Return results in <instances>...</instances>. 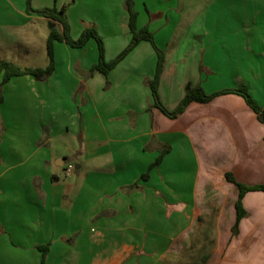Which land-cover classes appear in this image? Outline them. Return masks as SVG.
<instances>
[{
  "label": "crops",
  "instance_id": "1",
  "mask_svg": "<svg viewBox=\"0 0 264 264\" xmlns=\"http://www.w3.org/2000/svg\"><path fill=\"white\" fill-rule=\"evenodd\" d=\"M34 1L35 10L64 3ZM110 1L117 7L103 5L118 17L79 23L74 8L68 16L73 40L99 31L107 62L132 39L126 1ZM154 1L134 0V9L137 28L165 53L159 94L168 110L197 86L207 95L246 89L264 109V0L263 9L242 6L239 21L228 5L190 15L183 0ZM54 29L62 27L30 15L27 0H0V62L19 65L11 59L30 56L40 40L47 49ZM98 58L93 40L81 49L55 42L49 79L13 78L1 89L0 264H42L38 246H49L46 264H182L197 234L215 235L202 264H264V193L243 198L247 216L234 236L239 192L225 180L264 186V124L243 97L192 103L171 119L148 87L158 62L149 43L108 77L91 73Z\"/></svg>",
  "mask_w": 264,
  "mask_h": 264
},
{
  "label": "trees",
  "instance_id": "2",
  "mask_svg": "<svg viewBox=\"0 0 264 264\" xmlns=\"http://www.w3.org/2000/svg\"><path fill=\"white\" fill-rule=\"evenodd\" d=\"M125 8L129 14L128 19V28L132 34V39L128 47L124 49V51L113 61L107 62L106 58V50H105V43L103 40V37L99 34L98 30L94 27L86 28L81 36L77 40H73L71 37L70 32V26L67 20V11L65 7H62L61 9L54 8H44L40 10H35L31 7V0H27V12L30 13V15H37L39 17L48 18L53 22L58 23L62 30L54 29L50 37L47 39V53H48V59L49 64L45 68H29V67H19L16 65H13L9 62L2 61L0 62V74L3 75V81L0 85V92L2 91V87L7 82H10L13 78L23 77V76H29L33 78L34 80L38 82H43L49 79L55 71L54 66V44L55 42H62L66 43L69 47L73 49H81L87 45L91 40L95 41L98 50H99V58L96 65L93 66L91 73H101L105 76H109L110 72L114 70L120 62L126 58L135 48L136 46L143 41H146L149 43L157 52L158 55V62H157V69H156V75L155 78H153L150 82H148V87L150 88L152 95H153V101H154V107L160 109L164 115L170 117L171 119L178 118L181 114L185 113L188 106L192 103H203L208 104L213 99L223 95H239L243 97L244 102L246 105L254 111V113L258 116L259 121L264 124V109H262L261 106H259L253 99V97L249 94V92L246 89L238 88V89H231V90H225V91H219L213 95H207L204 91V89L201 86L190 88L185 99H182L180 104L177 106V108L173 111L168 110L164 104L160 100V94H159V84L160 79L163 73L164 69V63H165V53L157 48L154 43V35L147 30V28L138 29L137 28V19H138V13L134 9V0H126L125 2ZM0 102H2V96L0 95ZM166 152L162 154L161 157L157 160V164L161 161L162 157H164ZM225 180L235 185L239 192V197L236 202V210H237V217H236V225L233 230V235L236 236L238 234V227L243 218L247 216V212L243 208V198L250 193V192H262L264 193V186H253V187H247L244 185H241L239 182L235 180V176L233 174H227ZM233 236V237H234ZM38 249L42 252L43 259L42 264H46V255L49 251V246H38ZM208 259L207 257L204 258V262H206Z\"/></svg>",
  "mask_w": 264,
  "mask_h": 264
},
{
  "label": "rangeland",
  "instance_id": "3",
  "mask_svg": "<svg viewBox=\"0 0 264 264\" xmlns=\"http://www.w3.org/2000/svg\"><path fill=\"white\" fill-rule=\"evenodd\" d=\"M32 1V0H31ZM54 1L53 2V6L54 4L56 5V1L55 0H51ZM58 2L62 1V0H57ZM126 1V0H125ZM189 0H183L184 5L186 6V11L187 14L192 13V11L196 8V6H199V13H201L203 10L207 9V7L209 5H212L213 3L217 4L219 6L218 8V13L216 12L215 15H218L220 13V10H222V5L227 6L228 5V10L229 11V15L232 16L233 20H235L236 18L237 21H239L240 17H241V7L244 6L245 8L248 7V9H253L252 11H254L255 9L259 10L258 8H262L263 7V1L262 0H220L217 2V0H195V7L192 8L191 11H188V6H189ZM45 0H35L34 3H41L42 5L45 4ZM104 4H114L117 7V2H112L110 0H78L76 3H74V0H64L63 3V7L66 8L67 11V17L69 16V13L71 10H73L75 19L80 23L82 19H89V18H101L105 13L110 14V12H113L115 17H118L120 14L117 10L116 7H108V5H106V7H104ZM154 3L156 4V6H159L163 3V0H155ZM62 4V3H61ZM56 7V6H55ZM231 7H233L231 9ZM256 7V8H255ZM54 8V7H53ZM57 9H60L58 7H56ZM125 8V3L123 4V10ZM138 10H140L139 8H137ZM263 9V8H262ZM121 12L122 9L120 8ZM136 11V9H135ZM124 12V11H123ZM137 12V11H136ZM122 15V13H121ZM217 17V16H216ZM214 18V19H220V18ZM69 18V17H68ZM67 18V20H68ZM69 23V22H68ZM124 22L121 21V27L122 24ZM73 24V22H72ZM72 27V26H71ZM77 25L73 24V29H76ZM60 30V29H59ZM99 32V31H98ZM238 36V34H237ZM40 46L38 48H36L37 51H31L30 56L25 55L22 58L19 59H14L12 58L11 60L14 62H17L16 66L19 67H38V65H45L47 63V59H48V53H47V49L45 47V43L43 41H39ZM27 56V57H26ZM17 58V57H16ZM70 141H68L69 144H78L79 141L76 138H71L69 137ZM205 231V230H204ZM213 231V230H211ZM215 235L214 234H210V235H200L197 234L195 236V239L192 243V249L190 251H188L185 255L183 256H179V260H182V264H202V259L204 256L210 255L212 254V248L214 246V242H215Z\"/></svg>",
  "mask_w": 264,
  "mask_h": 264
}]
</instances>
